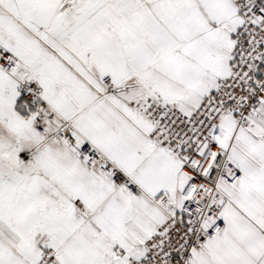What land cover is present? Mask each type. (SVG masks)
Returning a JSON list of instances; mask_svg holds the SVG:
<instances>
[{
	"label": "snow or ice",
	"instance_id": "obj_1",
	"mask_svg": "<svg viewBox=\"0 0 264 264\" xmlns=\"http://www.w3.org/2000/svg\"><path fill=\"white\" fill-rule=\"evenodd\" d=\"M0 264H264V0H0Z\"/></svg>",
	"mask_w": 264,
	"mask_h": 264
}]
</instances>
